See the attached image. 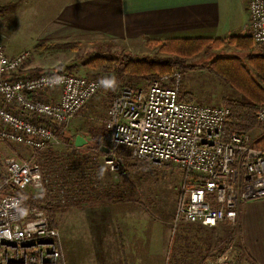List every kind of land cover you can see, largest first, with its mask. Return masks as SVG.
I'll return each mask as SVG.
<instances>
[{
  "label": "built area",
  "instance_id": "obj_1",
  "mask_svg": "<svg viewBox=\"0 0 264 264\" xmlns=\"http://www.w3.org/2000/svg\"><path fill=\"white\" fill-rule=\"evenodd\" d=\"M246 10V31L257 49L264 48V0H246ZM28 58V51L8 55L0 39V145L15 143L38 154H7L0 160V264H67L59 230L38 207L20 211L15 192L46 187L55 206L100 195L92 187L58 192L49 186L55 184L51 178L72 167L56 163L79 148L73 143L67 150L68 123L99 91L100 82L57 68L29 71L24 67ZM180 89L178 71L143 86H123L105 112L102 139L108 151L97 157L115 180L127 176L120 148L132 159L179 169L183 180L173 229L235 225L243 202L264 198V148L253 147L249 133L231 132L224 138L228 107L182 99ZM256 117L264 124V106ZM232 254L230 246L202 264H238Z\"/></svg>",
  "mask_w": 264,
  "mask_h": 264
},
{
  "label": "rangeland",
  "instance_id": "obj_2",
  "mask_svg": "<svg viewBox=\"0 0 264 264\" xmlns=\"http://www.w3.org/2000/svg\"><path fill=\"white\" fill-rule=\"evenodd\" d=\"M64 1L0 0V39L11 54L29 52V58L24 64L29 71L60 67L100 82L99 91L69 121L67 127V150L73 147L76 135L83 136L87 143L76 148L77 152L72 151L67 157H58L57 165L61 162L72 165L70 174L69 169L61 170L58 177L50 179L55 184H49L58 192L64 191V188L69 191L72 186L101 190L100 195L92 194L88 197L91 202L88 205L85 202H75L57 206L61 208L57 214V229L61 235L66 263L197 264L203 257L213 258L219 255L222 246L227 244L226 246L235 245L233 253L236 257L232 255L239 264H245L238 256L241 255L242 248L238 242L237 224L221 223L214 229L179 225L173 229V216L183 180L179 169L131 159L129 164L140 161L146 162L148 167H131L126 177L115 180L100 163L97 157L99 152L90 131L103 137L107 107L104 111L95 108L92 106L96 103L94 99L103 96L108 106L111 98L123 86H143L145 83L131 80L123 84L115 75H106L87 67L85 62L101 54L117 56L124 53L135 57L155 56L154 54L159 53L157 47L146 44V41L142 46H130L127 43L104 42L99 39V35L87 34L84 38H78L77 33L71 32L69 28L55 31L51 25L64 16L60 13L62 8H59ZM58 44L65 45L58 48ZM107 44L113 45L110 47ZM70 45H74V48H70ZM246 53L248 52L225 45L220 49L201 52L186 62L206 65L215 57L223 55H239L245 60ZM69 66H72L70 70ZM181 88L183 96H190L194 101L209 105L221 104L224 97L242 99L238 92L206 69L183 71ZM79 152L88 153L89 157L84 158ZM7 154L22 158L34 155L38 157V154L33 155L32 151L15 143L0 145V160ZM82 170L86 173H82ZM111 185L117 187L106 189ZM40 192H44L48 201L55 206L49 199L46 187L36 193ZM117 232L122 234L124 241L125 252L122 253Z\"/></svg>",
  "mask_w": 264,
  "mask_h": 264
},
{
  "label": "crops",
  "instance_id": "obj_3",
  "mask_svg": "<svg viewBox=\"0 0 264 264\" xmlns=\"http://www.w3.org/2000/svg\"><path fill=\"white\" fill-rule=\"evenodd\" d=\"M59 8L64 16L51 25L55 31L69 28L78 38L99 35L104 42L130 46H142L148 39L246 34L248 19L246 0H65ZM259 50L264 48L256 49ZM6 53L13 55L7 50ZM94 100L92 106L104 111L107 104L103 96ZM263 133L264 126H259L249 135L253 140ZM237 235L242 261L264 264V198L240 205Z\"/></svg>",
  "mask_w": 264,
  "mask_h": 264
},
{
  "label": "trees",
  "instance_id": "obj_4",
  "mask_svg": "<svg viewBox=\"0 0 264 264\" xmlns=\"http://www.w3.org/2000/svg\"><path fill=\"white\" fill-rule=\"evenodd\" d=\"M146 44L157 47V51L161 56H159V54H154L155 56L145 55L131 57L124 53H120L117 56L101 54L86 61L85 66L97 69L106 75H115L119 82L123 81L121 82L123 84L131 80L143 81L146 84L150 79L162 74H171L174 71H178L181 76L182 72L186 69H206L212 75L217 76L225 85L238 92L242 97L241 100L226 97L221 100V105L229 109V114L223 128L224 138L231 132L249 133L256 127L264 126V124L258 122L256 117L258 108L264 106V51H256L257 48L254 46L253 40L249 34H233L217 38L148 39L146 40ZM64 45L65 44H58L57 47L62 48L61 46ZM225 45L233 46L240 51L248 52L245 60L239 55H223L215 57L206 65H193L186 62L187 59L201 52L220 49ZM70 48H74V45H70ZM71 68L72 66H69L68 69L70 70ZM59 69L68 71L60 67ZM181 89V98L192 100L190 96H183ZM90 136H92V140L95 142L98 152L104 153L101 148H108L109 145L100 135H95L93 130L90 131ZM251 144L255 148H264V133L253 139ZM117 154L122 159V165L127 175L131 167L138 166L144 169L148 167L146 162L140 161H132V163L129 164L132 158L129 152L123 148L118 149ZM116 187L117 186L111 185L106 189H115ZM15 193L20 196V204L18 206L20 211L33 206L38 207L47 215L50 226L57 228V214L60 212L61 208L52 205L44 192L37 194L31 193L30 190H16ZM114 199L118 200L116 197ZM85 203H87L86 205L91 203L90 199ZM187 225L207 228L195 224ZM211 229H214V227H211ZM122 239V234L117 232V240L121 253L125 252L124 241ZM226 245L222 246L218 254L226 252L231 246ZM232 246L234 251L235 245ZM233 255L235 254L233 253ZM207 259L210 258L203 257L201 262L197 264H202ZM175 261L176 259H174L173 263H175Z\"/></svg>",
  "mask_w": 264,
  "mask_h": 264
},
{
  "label": "water",
  "instance_id": "obj_5",
  "mask_svg": "<svg viewBox=\"0 0 264 264\" xmlns=\"http://www.w3.org/2000/svg\"><path fill=\"white\" fill-rule=\"evenodd\" d=\"M87 143V141H86V139L83 137V136H81V135H76L75 136V138H74V144H75V146H82V145H84V144H86ZM103 149V152L104 153H106L107 151H108V148H101V150Z\"/></svg>",
  "mask_w": 264,
  "mask_h": 264
}]
</instances>
